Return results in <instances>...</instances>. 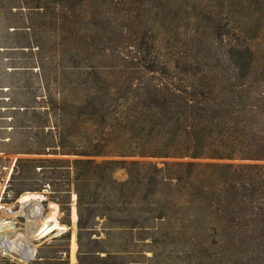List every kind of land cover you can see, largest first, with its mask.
Wrapping results in <instances>:
<instances>
[{
	"label": "trees",
	"instance_id": "16d2710c",
	"mask_svg": "<svg viewBox=\"0 0 264 264\" xmlns=\"http://www.w3.org/2000/svg\"><path fill=\"white\" fill-rule=\"evenodd\" d=\"M107 1L110 10L133 2ZM19 2L12 0L3 10L21 7ZM33 2V11L49 14L50 20L70 33L85 19L83 7L88 3ZM225 4L223 55L197 53L203 41H197L196 35L210 29L195 21L185 35L183 54L165 57L157 43L163 27L158 1L151 0L145 9L134 4V15L123 9V18L129 23L117 27V60L102 53L98 57L81 56L70 49L67 53L70 41L61 40L52 61L54 87L44 79L47 94L36 96V102L43 105H12L24 118L12 125L22 133L19 147L1 150L19 155L7 190L16 198L24 191L46 188L49 199L62 211L68 210L74 192L78 226L75 264L97 256L94 252L98 250L82 243L84 236L95 233V216L128 231L125 244L137 242L136 235L137 239L147 236L159 243L192 245L196 250L251 251L259 255L257 264H264V55L238 40L245 37L247 24L234 23L230 15L233 3L225 0ZM170 28L173 31L175 27ZM35 44L32 40L0 41V53L1 47L11 45L36 46L42 52L41 45ZM124 48L128 51H122ZM58 50L60 57L56 56ZM37 67L44 69L42 62ZM31 129L35 130L33 136L28 135ZM59 154L78 157H54ZM44 155L52 157H40ZM102 155L208 161H173L162 167L131 162L129 178L120 182L113 172L122 162L95 160ZM84 211L90 220L86 224ZM249 256L244 255L243 264L251 261ZM109 257L107 252L102 258ZM34 261L29 264H41Z\"/></svg>",
	"mask_w": 264,
	"mask_h": 264
},
{
	"label": "rangeland",
	"instance_id": "374dc122",
	"mask_svg": "<svg viewBox=\"0 0 264 264\" xmlns=\"http://www.w3.org/2000/svg\"><path fill=\"white\" fill-rule=\"evenodd\" d=\"M19 1L18 5L26 7H16L12 8V11H5L3 10L5 4L11 3L12 0H4L2 8L0 4V41L1 43H19L32 40L34 43L41 45L42 52L39 53L36 46L32 48L12 45L11 47H1L0 222L6 219L11 220L13 228L10 229L11 232L7 237L13 240L22 239V241L30 239L29 245L34 248V253L28 254L24 258L16 250L6 251L0 249V264H29L34 260H38L41 264H48L47 262H50V264H75L78 257V226L76 195L74 192L70 193L68 210L62 211L56 201L49 199V191L46 188L41 191H24L16 198L10 190H7L14 160L19 155L4 154L1 150L14 151L19 147L22 133L15 128L12 129V125L19 124L21 119L24 118L20 110L12 105H43L36 102L39 100L36 96L47 94L45 90L43 91L44 79L51 81L50 88L54 87L52 85L56 69L52 61L56 59L54 58L56 46L61 40L70 41L66 49L67 53L70 49L78 54L80 53L81 56L98 57L102 53L103 57L116 59L114 55L117 48H114L118 42V40H115L118 33L117 27L129 23V20L126 22V18H123L125 16L123 9H127L134 15L132 10L135 7L134 4L141 9H145L150 7L151 0H133L132 4L129 5L130 7L126 4L124 8L118 6L119 8L115 10H110L109 1L107 0H98L100 2L94 4H92L94 0H87V7H83L85 19L74 26L71 33L65 27L61 29L60 23L50 20L53 17L49 14L43 13L41 15L33 11L31 6H35L34 0H32V4L31 0ZM157 1L159 6L157 8L161 10L159 18L163 25L157 43L165 57L176 58L179 54H183L184 49H186L185 35L195 21L200 27L208 26L206 29H210V32L203 30L204 33L196 35L197 41H203L201 50L197 53L209 56L224 54V51H226L224 33L227 24L225 20L227 18L225 0ZM231 4L234 6V13L230 15L234 23L239 26L247 24L245 37L243 35L239 36L238 40L248 42L258 55H264V0H231ZM40 12H44V10ZM203 12H208V14L205 16L200 15ZM216 14H219V16L217 17ZM26 18L28 19L27 22ZM171 26L175 27L173 31L170 28ZM140 33L141 30L138 34ZM71 34L74 35V38L70 37ZM138 36L140 37V35ZM122 51L127 52L128 49L124 48ZM61 53L60 50L56 56L60 57ZM40 62L44 65V71L38 70L37 65ZM222 68L224 67L222 66ZM261 86L264 87V84ZM31 120L35 121L34 118H31ZM34 133L35 130L31 129L28 135L33 136ZM40 157L52 156L44 155ZM54 157L64 159L78 156L59 154ZM94 158L96 161L104 159L121 161L122 164L113 172L115 180L120 182L129 178L132 172L130 170L132 167L131 162L153 163L156 167H162L164 164L173 161H208L207 159L139 155H102ZM1 188H4L5 192H1ZM43 190H46V192H43ZM38 194L44 195L45 198L40 202L41 215L50 213L56 219L58 225L64 226L63 230L54 229L42 238L30 237L28 220L31 218L29 217L31 209L24 202L26 196L42 198ZM98 205L100 206V204ZM33 209L35 213L36 206ZM83 214L86 224V221H90L86 219L89 214L86 211ZM95 220L97 221L94 229L95 233H92L89 237L84 236L82 243L91 245L94 250H98L94 252L97 256L94 255L92 258L87 259L84 264H243V257L246 253L250 254L247 258L251 260L250 262L246 261L247 264H257L259 261L258 253H252L251 251L196 250V248L191 247L192 245L185 246L180 242L168 241L159 243L147 236H143V239H137L138 236L136 235L134 240L137 242L129 241L128 244H125V240L130 237L128 231H124L117 224V226L111 224L105 218L95 216ZM6 224L8 225V223ZM1 225L3 224L1 223ZM63 235H66L65 240L62 238ZM62 249H66V251H59ZM107 252L110 257L108 259L102 258Z\"/></svg>",
	"mask_w": 264,
	"mask_h": 264
},
{
	"label": "bare ground",
	"instance_id": "6f19581e",
	"mask_svg": "<svg viewBox=\"0 0 264 264\" xmlns=\"http://www.w3.org/2000/svg\"><path fill=\"white\" fill-rule=\"evenodd\" d=\"M39 199L40 198L37 196H26L24 198V202L27 203L31 209L30 211L31 213L29 214V217L31 218L28 220L29 221L28 231L30 237L42 238L52 230L58 229L60 224L58 225L56 219L50 213L41 215L42 210L39 209L40 208ZM35 206L37 210L34 213L33 207ZM1 223L3 225H1ZM11 228H13L12 222H10V224L8 225L6 224V221L0 222V246L2 245L0 249L16 250L20 253L22 257L26 258L28 254H32L34 252V248H32L29 245L30 239L26 241L25 240L22 241V239L21 240L9 239L7 236L11 232L10 231Z\"/></svg>",
	"mask_w": 264,
	"mask_h": 264
},
{
	"label": "water",
	"instance_id": "95a60500",
	"mask_svg": "<svg viewBox=\"0 0 264 264\" xmlns=\"http://www.w3.org/2000/svg\"><path fill=\"white\" fill-rule=\"evenodd\" d=\"M43 192H46V190H43ZM38 195H40L42 198H40L39 200H40V202H42V200H44L45 198L43 197L44 195H42V194H38ZM64 229V226H59V228H58V230H63ZM4 250H6V251H9L8 249H4Z\"/></svg>",
	"mask_w": 264,
	"mask_h": 264
},
{
	"label": "built area",
	"instance_id": "2783aa9c",
	"mask_svg": "<svg viewBox=\"0 0 264 264\" xmlns=\"http://www.w3.org/2000/svg\"><path fill=\"white\" fill-rule=\"evenodd\" d=\"M6 188V187H5ZM4 191V188H1V192H3ZM5 192V191H4ZM2 206H4V205H2ZM4 221H6V223H10V222H12L11 220H8V219H6V220H4ZM34 253V252H33Z\"/></svg>",
	"mask_w": 264,
	"mask_h": 264
}]
</instances>
